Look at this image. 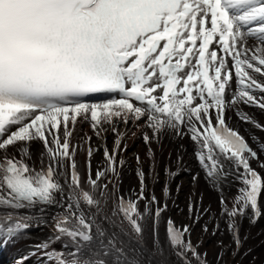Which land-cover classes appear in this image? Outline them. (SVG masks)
Instances as JSON below:
<instances>
[{
	"label": "snow or ice",
	"instance_id": "snow-or-ice-1",
	"mask_svg": "<svg viewBox=\"0 0 264 264\" xmlns=\"http://www.w3.org/2000/svg\"><path fill=\"white\" fill-rule=\"evenodd\" d=\"M240 104L264 110V0H0V247L46 224L44 214L56 207L50 235L17 264L31 257L36 264H145L138 246L149 230L159 240L169 187L161 206L154 193L146 196L138 169L140 190L126 199L118 156L128 131L148 128L149 155L166 131L188 136L212 185L232 177V207L222 190L220 205L239 248L235 218L264 216V160L227 112L264 126ZM33 142L43 146L38 164ZM101 147L105 163L93 177ZM189 213L198 223L191 202ZM191 228L167 219L170 256L175 264H208Z\"/></svg>",
	"mask_w": 264,
	"mask_h": 264
},
{
	"label": "bare ground",
	"instance_id": "bare-ground-1",
	"mask_svg": "<svg viewBox=\"0 0 264 264\" xmlns=\"http://www.w3.org/2000/svg\"><path fill=\"white\" fill-rule=\"evenodd\" d=\"M232 86L234 89L235 84L233 83ZM239 107L243 112L247 113L254 121L264 126V110L259 109L255 106L250 107L245 104H240ZM232 117L234 121L247 134H249L251 139L256 143L259 148L264 145V130L259 128L261 130L259 131L254 124L241 120L236 115V112ZM133 129L134 128L128 131L127 135L124 138V143L127 145L126 151H122L119 156V158H123V160L125 161L123 168L127 171L126 181L124 184L125 191L131 195H133V189H135L137 193L139 192L140 181L136 175L138 169H143V171L145 172L146 185L154 189L160 186L161 179H165V183H168L169 185L171 184V189L175 195L182 194L181 190H187L189 186H191L193 189L197 188L200 192V201L204 200L205 202L202 207V210L209 211V213L207 214L209 215V218H207L206 216L205 223H208L214 227H218L215 224H219L220 220L223 219L224 222L221 223L223 228L222 232L223 234H225V231L228 227V223H226V215H223L221 212L220 195L222 190L223 195L228 200V206L232 207L233 197L237 190V185L233 183L232 177L229 176L227 177V179L223 180V185H221V187H219L217 190L208 180L203 178V174L201 172H196L191 179H182L181 170L174 167V159H170L168 161L165 157L161 156V153H158V151L155 153V140H153V142L150 144V147L152 149V155H149V145H147L143 139L140 140V142L136 143L135 137L138 131H147L149 135H151V130L148 128H136L134 134L129 136V133L133 131ZM83 131L88 132L91 135V130L87 127V125H83ZM121 131H124L123 126H121ZM79 134L80 133H78V136ZM128 137L129 140H127ZM184 137L189 138L188 136ZM114 139V135L109 131L107 133V143L111 142L112 140L114 143ZM190 141L192 143L191 148L196 151L195 143L191 139ZM92 144L94 147L101 146L102 141L99 142V140L93 136ZM31 150L33 153V160L37 161L38 164L39 153L43 151L42 144L39 142H33ZM76 156L80 160V165L84 172V175H86V152H78ZM137 156L139 157V162L137 161ZM103 162V154L101 152H97L92 157L93 174H95V169L97 168V166L103 165ZM170 164L173 165L172 170L170 168ZM165 165L168 166L169 172L177 174L175 176H169L168 172L165 176ZM184 200L185 197H183V194L181 197L180 195H178L177 203H182ZM186 210L187 209L185 207H182L179 210H176L174 214L182 218V216L186 213ZM58 211H60V209L56 208L50 215H46L44 217V219L47 221L46 224H42L39 227H33V235L21 238L16 241L13 245H11L2 255L1 259H3V263L1 264H9L11 259L14 260L22 258L23 256L27 255L29 251H31V248L29 247L30 245H35L37 242L40 243L39 241H42L47 238L51 233L49 226L52 225V216ZM238 217L235 218V224L239 223ZM244 234L247 237V243L249 245L247 247V256L243 258L240 263L234 262L233 264H264V242H261L264 237L262 228H249V231L245 229ZM204 238L207 239L206 236ZM147 246L148 249L152 251L155 255H157V250H159L158 256L163 255L166 251L165 240L162 237H159L158 241H154L152 238H149V240L147 239ZM203 249L204 252L208 254L209 258H211L213 264H219L222 261H230V251L226 244L223 248H220L219 246L214 245L211 240L208 243L204 240ZM40 254L41 253H38L37 255L39 256ZM141 256L144 257L145 264H155L154 259L151 260L145 253H142ZM36 259L37 257H31L28 261H25L24 264H36Z\"/></svg>",
	"mask_w": 264,
	"mask_h": 264
},
{
	"label": "rangeland",
	"instance_id": "rangeland-1",
	"mask_svg": "<svg viewBox=\"0 0 264 264\" xmlns=\"http://www.w3.org/2000/svg\"><path fill=\"white\" fill-rule=\"evenodd\" d=\"M221 185H222V184H221ZM219 186H220V185H219ZM186 194L189 195V191H187ZM185 196H186V195H185ZM222 222H224L223 219H221V220H220V223H219L221 228H222V226H221V223H222ZM226 223H227V222H226ZM226 223H225V224H226ZM225 233H226V234H229V227H227ZM220 235H221V234H220ZM217 240H218V239H217ZM217 240H216V241H217ZM220 240H221V239L219 238L218 241H220ZM216 241H215L214 243H216Z\"/></svg>",
	"mask_w": 264,
	"mask_h": 264
}]
</instances>
